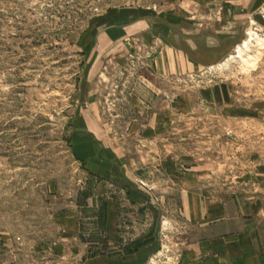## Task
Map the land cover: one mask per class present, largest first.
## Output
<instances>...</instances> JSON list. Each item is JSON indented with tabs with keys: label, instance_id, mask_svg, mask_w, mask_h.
<instances>
[{
	"label": "rangeland",
	"instance_id": "rangeland-1",
	"mask_svg": "<svg viewBox=\"0 0 264 264\" xmlns=\"http://www.w3.org/2000/svg\"><path fill=\"white\" fill-rule=\"evenodd\" d=\"M257 228L264 0H0V264L237 263Z\"/></svg>",
	"mask_w": 264,
	"mask_h": 264
},
{
	"label": "crops",
	"instance_id": "crops-1",
	"mask_svg": "<svg viewBox=\"0 0 264 264\" xmlns=\"http://www.w3.org/2000/svg\"><path fill=\"white\" fill-rule=\"evenodd\" d=\"M107 227H113L115 224V218H116V206L108 205L107 207ZM215 223H222L223 220H215ZM220 222V223H219ZM253 233L251 232H243V233H236V234H225L216 237L217 239L228 240V245L232 246H237L238 249L241 250L240 255H242L241 259H238V262L236 263L234 260H231L229 258H224L226 259L227 263H223L224 260L222 259L217 260V259H211L209 263L212 262V264H264V230H261L260 228L255 229ZM261 246L263 248L261 253H257L254 251L253 253L251 252L252 247ZM204 247V241H198L192 244L190 246V251L189 254L190 256L197 255L196 253H201L202 249ZM223 248V246H222ZM226 248V247H225ZM249 249V250H248ZM253 255V256H252ZM199 256V255H198ZM248 256H252V259H249ZM192 257H188L186 259V262H190ZM208 261V260H205ZM205 261H198L194 264H206ZM87 264H111V258L110 256L104 255L101 257H97L96 259H91L88 261Z\"/></svg>",
	"mask_w": 264,
	"mask_h": 264
}]
</instances>
